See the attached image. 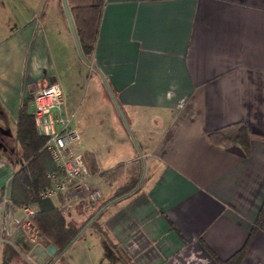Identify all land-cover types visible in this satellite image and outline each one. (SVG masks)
Masks as SVG:
<instances>
[{"label": "crops", "instance_id": "1", "mask_svg": "<svg viewBox=\"0 0 264 264\" xmlns=\"http://www.w3.org/2000/svg\"><path fill=\"white\" fill-rule=\"evenodd\" d=\"M31 10L12 25L0 13V264L50 257L42 237L23 238L22 212L9 201L19 103L29 99V114L31 85L49 80L60 83L100 193L75 212L87 217L141 176L83 237L104 264H221L243 246L238 264H264V0H103L86 69L109 102L97 94L85 111L69 105L77 73L63 57L75 45L64 14L48 33ZM235 124L247 129L246 151L208 140Z\"/></svg>", "mask_w": 264, "mask_h": 264}, {"label": "trees", "instance_id": "2", "mask_svg": "<svg viewBox=\"0 0 264 264\" xmlns=\"http://www.w3.org/2000/svg\"><path fill=\"white\" fill-rule=\"evenodd\" d=\"M65 3L74 30L77 55L83 63L89 65L103 0H65ZM28 101V98L22 99L17 111L15 139L20 148V164L10 180L9 201L19 208L24 205L34 206L35 212L30 217V221L38 234L55 248V253L48 261L51 263L80 235L86 222L101 206L129 193L134 186L124 193L114 194L103 201L80 224L60 214L57 209L59 198H39V190L47 183L45 173L54 170L55 167L48 153L43 149L44 137L36 133L33 120L27 112ZM207 138L213 144L232 141L246 151L249 134L243 124H235L213 131L207 135ZM119 171L120 169L117 168L109 171L108 180L113 181ZM96 216L90 223H94ZM244 248L245 246L221 264H238ZM2 264H7V261L4 260Z\"/></svg>", "mask_w": 264, "mask_h": 264}, {"label": "built area", "instance_id": "3", "mask_svg": "<svg viewBox=\"0 0 264 264\" xmlns=\"http://www.w3.org/2000/svg\"><path fill=\"white\" fill-rule=\"evenodd\" d=\"M29 115L36 133L44 137L43 149L55 167L45 173L47 183L39 190V198H59L57 209L62 215L81 200L97 199L100 193L89 182L82 154L77 151L80 135L65 112L63 92L57 80L33 85ZM20 211L22 217L17 225L36 244L41 236L30 221L34 206H21Z\"/></svg>", "mask_w": 264, "mask_h": 264}, {"label": "rangeland", "instance_id": "4", "mask_svg": "<svg viewBox=\"0 0 264 264\" xmlns=\"http://www.w3.org/2000/svg\"><path fill=\"white\" fill-rule=\"evenodd\" d=\"M1 2L3 3L4 8L3 13H0L5 14L10 19V25H12L15 20H17L21 16L23 17L29 15V9H32L31 14H33L35 11L36 16L45 17V28L48 33H50L49 31H51L52 27L55 28L58 25V14H64L62 10L61 0H0V4ZM31 5H34V8H29V6ZM66 25L68 27L67 22ZM48 41L50 43L49 46L50 49H52V52H61L63 50L61 46L57 45V41H55L54 38L51 39L49 37ZM63 57H65V60L67 62L66 65L74 69L72 74L74 73V71L77 73L74 77L75 82L70 90L71 92H69L68 94L70 106H74L75 103H79V111H85L88 106L92 107V105L97 102V98H95L97 94H100L101 98L104 99V101L109 102L107 92L104 90V88L100 84H98L95 79L92 78V76L91 78L89 77V72L86 69V64L83 63L78 57L75 45H73V53L72 51L65 50V54L63 51ZM78 63L81 64L83 71L80 66H75L78 65ZM138 177L139 173L136 175L133 182H130L129 185L121 188V190L120 188H115L114 194H121L123 193L121 191L125 190L126 188L131 189L133 186L136 185ZM122 181L123 178L118 179L116 185H119L121 187V185H123ZM90 182L94 183L93 179H91ZM99 189L102 193H105L106 191L103 186H100ZM103 199L97 200L93 206L98 207L99 204L105 200ZM87 204V201L81 200L76 205H73L72 207L67 209V215L65 216L72 218L77 224H80L85 217H83V214L75 212L74 208L79 205V208L85 209L84 207H86ZM91 225L92 223L87 224L84 227L85 230H82L81 234L62 252V254L56 260L51 263H48L49 260H47L44 264H104V262H102L100 254L96 253V250H94V247H92L91 240L89 241L88 238L84 239L85 237H87L88 231L91 230ZM20 231L22 232V230ZM22 236L23 238L25 237L26 240H28L25 234ZM43 252L47 254L46 251Z\"/></svg>", "mask_w": 264, "mask_h": 264}, {"label": "water", "instance_id": "5", "mask_svg": "<svg viewBox=\"0 0 264 264\" xmlns=\"http://www.w3.org/2000/svg\"><path fill=\"white\" fill-rule=\"evenodd\" d=\"M61 5H62V10H63V13H64V16H65V19H66V22H67V24H68V28H69V31H70V33H71V36H72V39H73V42H74V44H75V46H76V41H75V35H74V30H73V26H72V23H71V19H70V16H69V13H68V10H67V7H66V3H65V0H61ZM32 88H33V84L31 85V89L29 90V91H32ZM141 174H142V169H141ZM140 178H141V176H140ZM140 178H139V180H140ZM138 180V181H139ZM108 203H110V201L109 202H107L105 205H103V206H101L92 216H91V218L86 222V224H85V226L87 225V224H89L90 222H91V220L108 204ZM84 226V227H85ZM83 227V228H84ZM83 230V229H82ZM46 253H47V255H53L54 253H55V248L51 245V244H48L47 245V247H46Z\"/></svg>", "mask_w": 264, "mask_h": 264}]
</instances>
